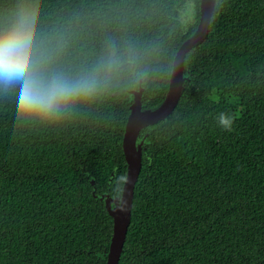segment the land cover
<instances>
[{"label":"trees","instance_id":"1","mask_svg":"<svg viewBox=\"0 0 264 264\" xmlns=\"http://www.w3.org/2000/svg\"><path fill=\"white\" fill-rule=\"evenodd\" d=\"M17 2L0 0V20ZM37 2L56 70H86L114 46L139 53L148 75L56 123L18 125L15 94L0 93V264H107L113 220L97 196L123 190L130 91L145 87L144 107L164 100L201 0ZM220 2L186 55L177 107L141 132L119 264H264V0ZM221 111L237 115L231 131Z\"/></svg>","mask_w":264,"mask_h":264},{"label":"clouds","instance_id":"2","mask_svg":"<svg viewBox=\"0 0 264 264\" xmlns=\"http://www.w3.org/2000/svg\"><path fill=\"white\" fill-rule=\"evenodd\" d=\"M219 14L223 8L216 0ZM37 0H18L0 20V93H14L18 125L56 123L78 104L91 102L124 81L141 82L148 72L134 49L114 46L90 68L75 74L56 70L37 29ZM237 115L219 112L217 125L231 131ZM121 177V180H126Z\"/></svg>","mask_w":264,"mask_h":264},{"label":"water","instance_id":"3","mask_svg":"<svg viewBox=\"0 0 264 264\" xmlns=\"http://www.w3.org/2000/svg\"><path fill=\"white\" fill-rule=\"evenodd\" d=\"M216 0H201L200 18L196 30L179 47L173 61L169 87L164 100L157 106L144 107L143 95L145 87L140 84L132 89L133 102L125 127L123 150L127 163L126 180L121 195L102 194L109 215L113 220V234L107 255V264H119L131 223L134 204L135 187L142 170L143 145L146 136L139 140L142 130L155 123L167 119L177 107L184 93L189 73H186V55L201 45L208 37L210 24L216 11ZM195 23V18H193ZM114 173L109 181H112Z\"/></svg>","mask_w":264,"mask_h":264}]
</instances>
